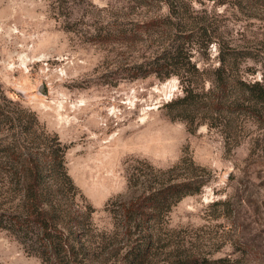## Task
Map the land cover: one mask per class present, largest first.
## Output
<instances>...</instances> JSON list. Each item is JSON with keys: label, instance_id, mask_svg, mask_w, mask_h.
I'll return each instance as SVG.
<instances>
[{"label": "rangeland", "instance_id": "1", "mask_svg": "<svg viewBox=\"0 0 264 264\" xmlns=\"http://www.w3.org/2000/svg\"><path fill=\"white\" fill-rule=\"evenodd\" d=\"M170 8L169 0H0V96L68 147L67 171L95 210L96 233L122 246L109 205L130 197L128 177L146 174V163L166 170L190 156L212 177L173 207L163 238L226 264H264L262 134L247 123L227 151L218 130L191 133L166 116L163 105L183 95L177 77L133 74L162 50L156 24L178 20ZM176 11L210 29L213 43L193 49L199 67L218 66L220 44L236 46L252 56L246 64L255 75L246 78L261 80L264 0H182ZM0 264L43 263L0 232Z\"/></svg>", "mask_w": 264, "mask_h": 264}, {"label": "trees", "instance_id": "2", "mask_svg": "<svg viewBox=\"0 0 264 264\" xmlns=\"http://www.w3.org/2000/svg\"><path fill=\"white\" fill-rule=\"evenodd\" d=\"M169 2L178 20L156 24L162 50L137 65L134 76L154 75L162 82L179 79L183 95L163 109L171 121L184 122L189 132L202 125L218 130L230 151L251 123L262 134L255 142L264 148V73L261 80L246 78L255 75L246 64L251 53L220 44L218 66L199 67L193 49L205 50L213 43L210 29L187 12L176 11L182 0ZM67 149L58 136L41 128L33 112L0 96V232L15 239L27 255L43 264L227 263L206 257L172 236L168 241L162 236L173 207L200 194L212 177L211 170L184 156L169 169L146 163V174L129 176L130 197L120 200L117 208L109 205L116 220L115 234L122 230L124 239L117 246V236L93 228L95 210L68 174ZM142 177L146 180L139 182Z\"/></svg>", "mask_w": 264, "mask_h": 264}]
</instances>
